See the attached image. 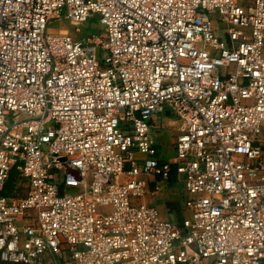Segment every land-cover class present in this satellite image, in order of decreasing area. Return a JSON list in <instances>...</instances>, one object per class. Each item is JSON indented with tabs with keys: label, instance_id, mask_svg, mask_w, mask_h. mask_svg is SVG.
<instances>
[{
	"label": "built area",
	"instance_id": "1",
	"mask_svg": "<svg viewBox=\"0 0 264 264\" xmlns=\"http://www.w3.org/2000/svg\"><path fill=\"white\" fill-rule=\"evenodd\" d=\"M263 132L264 0H0L1 262L264 264Z\"/></svg>",
	"mask_w": 264,
	"mask_h": 264
},
{
	"label": "rangeland",
	"instance_id": "2",
	"mask_svg": "<svg viewBox=\"0 0 264 264\" xmlns=\"http://www.w3.org/2000/svg\"><path fill=\"white\" fill-rule=\"evenodd\" d=\"M62 26L68 27L67 22H64V24H62ZM70 29L73 31V34L75 36H85L86 34L89 33H98L100 31H102V25L99 22V15L98 14H92L90 17H88L87 21L84 23L83 26L80 27V30L78 32H75V26L71 25L69 26ZM167 127V126H166ZM162 133L164 134V138L162 135ZM154 138L157 139L160 138V136L162 137L159 139V143H158V147H159V154L162 158H168L169 155L172 152V142H173V136L171 135V128H167L165 129V131L162 130H158V129H153L152 132ZM154 139V141L156 142V140ZM23 182H20L17 190L15 191L16 195H21L23 193ZM183 193L181 191V185L179 184V182H176L175 185L173 186H168L165 188L164 191V195L162 197V200H157L155 201L153 205L156 206V208L158 209L159 213H161L164 210V205L167 208H171L174 209L173 211H175L173 213V215H175L176 212H178V210H180V206L182 204L183 201ZM0 264H5L3 262L0 261Z\"/></svg>",
	"mask_w": 264,
	"mask_h": 264
},
{
	"label": "crops",
	"instance_id": "3",
	"mask_svg": "<svg viewBox=\"0 0 264 264\" xmlns=\"http://www.w3.org/2000/svg\"><path fill=\"white\" fill-rule=\"evenodd\" d=\"M151 124H152V127H151V135L154 138L152 132H153V129H158L159 131L162 130V131H165V129L167 128H171V135H174L173 136V142H172V147H173V144H174V139H175V134H176V128H175V124L173 123L172 119H171V115L168 111L162 113V114H157V115H154L151 119ZM167 126V127H166ZM164 134L162 133L161 136H163ZM160 136L161 140H162V137ZM157 139L156 137V145H157V149L158 151L160 150L159 147H158V143L161 141H159V139ZM164 138V136H163ZM260 146L262 148V151H263V154H264V132L262 134V137H261V142H260ZM176 178L174 176V174H172L170 176V178L167 180V182L163 185V188H162V192L159 193L157 196L155 197H152V198H146V202L150 203V204H155L154 202L157 201V200H162V197L164 195V191H165V188L168 187V186H173L175 185L176 183ZM153 184V178H149V186H151ZM181 191L183 193V189L181 187ZM183 196H184V193H183ZM184 199V198H183ZM182 206V204H181ZM181 206H180V210H178V212L175 213V215H173V213L175 211H173L174 209H171V208H167L165 207L164 205V210L160 213V215L165 218V219H168V220H172V221H175V222H180L181 220ZM6 264V263H5Z\"/></svg>",
	"mask_w": 264,
	"mask_h": 264
},
{
	"label": "trees",
	"instance_id": "4",
	"mask_svg": "<svg viewBox=\"0 0 264 264\" xmlns=\"http://www.w3.org/2000/svg\"><path fill=\"white\" fill-rule=\"evenodd\" d=\"M14 179H15V170L12 169V170L10 171V173H9V177H8L7 182H6V185H5L4 188L1 190L0 193H3V194L8 193L9 190H10V187H11L12 182H13Z\"/></svg>",
	"mask_w": 264,
	"mask_h": 264
},
{
	"label": "water",
	"instance_id": "5",
	"mask_svg": "<svg viewBox=\"0 0 264 264\" xmlns=\"http://www.w3.org/2000/svg\"><path fill=\"white\" fill-rule=\"evenodd\" d=\"M61 160H62V158H61ZM66 169L69 172L76 173L75 170L71 169L69 166H66Z\"/></svg>",
	"mask_w": 264,
	"mask_h": 264
}]
</instances>
